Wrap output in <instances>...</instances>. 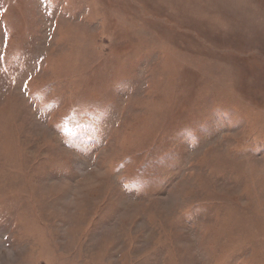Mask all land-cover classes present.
I'll return each instance as SVG.
<instances>
[{"label":"rangeland","instance_id":"1","mask_svg":"<svg viewBox=\"0 0 264 264\" xmlns=\"http://www.w3.org/2000/svg\"><path fill=\"white\" fill-rule=\"evenodd\" d=\"M0 264H264V0H0Z\"/></svg>","mask_w":264,"mask_h":264}]
</instances>
